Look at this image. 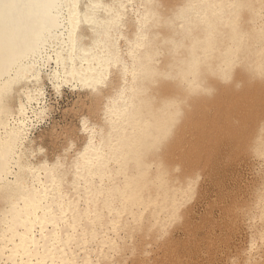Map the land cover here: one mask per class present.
I'll list each match as a JSON object with an SVG mask.
<instances>
[{"label": "bare ground", "instance_id": "1", "mask_svg": "<svg viewBox=\"0 0 264 264\" xmlns=\"http://www.w3.org/2000/svg\"><path fill=\"white\" fill-rule=\"evenodd\" d=\"M58 3L0 7V264H264V0Z\"/></svg>", "mask_w": 264, "mask_h": 264}, {"label": "snow or ice", "instance_id": "2", "mask_svg": "<svg viewBox=\"0 0 264 264\" xmlns=\"http://www.w3.org/2000/svg\"><path fill=\"white\" fill-rule=\"evenodd\" d=\"M58 7L60 8H65V7H68V8H75V9H80V3H79V0H68L67 3H65V0H59V3L57 5ZM0 7H4L3 5V0H0ZM7 7L9 8H15L17 7V5L15 3H12V4H9L7 5ZM86 10V8L84 7V11ZM261 11L262 13H264V6H262L261 8ZM3 13L0 12V17H2ZM262 32H264V30H262ZM156 40L159 42L158 43V46H157V51H158V54L160 56H163L165 55V47L167 45H169L170 43H172V41L170 40V38L168 36H162L160 33H157L156 35ZM54 57L55 59L59 60V54L58 53H54ZM43 66H41L42 68ZM41 69H37V71H40ZM57 76H59L61 73L59 72V70H57ZM35 77V73H32V75L29 77V80L33 79ZM94 79H96L94 77ZM53 83L56 84V87L53 89L54 92L57 91V89L59 88V81H48V84L49 86H51ZM57 99H61V96L60 97H57ZM33 103H35V101H33ZM19 107V110L20 111H23V105H18ZM35 118V117H33ZM77 125L78 127L80 128L81 130V134H86V130L87 128L90 126L88 121H87V118L86 116L85 117H82L80 120L77 121ZM8 147L11 149V154H10V159H9V164L10 166L15 169L16 168V165H15V157L18 155L19 153V142H17L15 145L12 143V140L11 138H9L8 140ZM91 142L90 141H87L85 143V146H87L88 144H90ZM260 149L258 151V155L260 156V159L262 161H264V127H262L261 129V135H260ZM75 150V142L73 144V151ZM67 152V146L64 150H62L60 153H58V156L60 157H64L65 154ZM83 158V149L81 151V154L79 156H77L76 158V161L74 162V167L76 169V175L79 176V171H80V165H79V161L80 159ZM4 160V141L3 139H0V161H3ZM261 170L264 171V163H262L261 165ZM97 192L98 194L100 193H103V188H99L97 189ZM36 194L37 196H39V188L37 187V191H36ZM91 194V192L89 193ZM262 201H264V196H262ZM39 210V209H37ZM262 215H264V210H262ZM43 229H41V232L43 233ZM33 232H34V229H28V231L26 233H22L21 234V239L27 237L28 240H29V247H31L32 244L35 243V237L33 235ZM260 239L264 240V231H262L260 233ZM256 248V238L255 236L252 237L251 241H250V244L249 246H247V250H251V251H254ZM9 264H11V262H9ZM248 264H250V262H248Z\"/></svg>", "mask_w": 264, "mask_h": 264}]
</instances>
